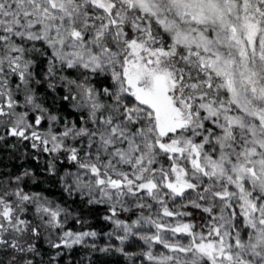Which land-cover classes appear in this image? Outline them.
I'll return each instance as SVG.
<instances>
[{
    "label": "snow or ice",
    "instance_id": "snow-or-ice-1",
    "mask_svg": "<svg viewBox=\"0 0 264 264\" xmlns=\"http://www.w3.org/2000/svg\"><path fill=\"white\" fill-rule=\"evenodd\" d=\"M0 264H264V0H0Z\"/></svg>",
    "mask_w": 264,
    "mask_h": 264
}]
</instances>
